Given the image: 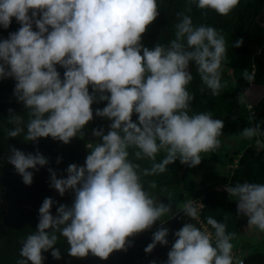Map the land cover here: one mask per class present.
I'll return each mask as SVG.
<instances>
[{
	"label": "clouds",
	"instance_id": "9594fccd",
	"mask_svg": "<svg viewBox=\"0 0 264 264\" xmlns=\"http://www.w3.org/2000/svg\"><path fill=\"white\" fill-rule=\"evenodd\" d=\"M195 2L201 10L227 16L240 0ZM159 7L157 0H0V27L8 29L13 18L20 25L0 39V79L15 81L13 95L28 117L25 124L23 116L9 109L8 122L14 128L7 136L24 133L23 141L34 144L47 137L63 144L83 139L86 125L94 119L92 105L101 102L105 106L95 109V117L110 121L106 134L103 127L92 129L96 139L85 143L88 155L83 166L69 164L66 178H57L48 169L49 186L61 197L71 192L74 199L70 206L59 204L56 215L51 212L56 201L43 200L36 229L21 241L16 264H43L42 253L49 250L53 259H61L60 248L55 247L60 237L69 246L68 256L74 258L91 254L107 260L114 251H127L130 237L150 230L157 221L164 225L167 219L162 217L177 214L171 203L150 195L142 176L164 173L177 160L195 167L202 154L220 148L224 122L207 112L189 114L195 96L189 85L194 64L211 95L220 94L228 51L225 37L177 13L175 38L149 49L142 44V35L156 20ZM242 43V38L237 39L233 47ZM57 66L64 70L62 77ZM242 77L249 83L254 80L248 70ZM237 100L246 102L242 94ZM261 124L264 121L241 131L244 138H256L258 151H264ZM130 149L136 160L152 161L151 168L134 163ZM161 152L164 158L157 163ZM60 162L57 157L56 163ZM7 163L30 186L33 172L29 170H39L49 161L39 151L25 153L10 147ZM225 191L236 202L237 216L264 232V184L237 182L225 185ZM204 207L189 198L177 212L199 222ZM206 224L211 231L192 222L175 231L164 264H234L235 233H228L226 224L212 216ZM168 235L167 227L158 228L145 253L157 244L168 245Z\"/></svg>",
	"mask_w": 264,
	"mask_h": 264
},
{
	"label": "trees",
	"instance_id": "16d2710c",
	"mask_svg": "<svg viewBox=\"0 0 264 264\" xmlns=\"http://www.w3.org/2000/svg\"><path fill=\"white\" fill-rule=\"evenodd\" d=\"M157 3L160 6L159 15L143 34L145 40H152L151 45L157 44L154 42L155 40L168 45L175 38V25L178 22L177 13L191 16L195 26L205 25L215 28L226 40L227 58L222 64L230 68L235 87L230 92H222L213 96L202 84L195 65H191L190 71L193 80L189 85V91L195 96L189 114L207 112L213 119L223 120L222 133H229L234 137H243L241 135L243 129L249 127L250 124L255 126L264 121V97L253 106L251 115L245 110L244 103H239L237 100L240 94L244 96L249 85V82L242 77V72L245 70H248L250 74L254 71L252 83L264 88V23L262 21L264 0H240L239 5L227 16H221L212 10H201L196 6L195 0H157ZM19 27L20 25L13 18L8 29L5 30L0 27V39H6L10 32L17 31ZM241 38L243 40L242 45L238 48L233 47L234 42ZM57 68L60 73L64 71L59 66ZM14 86L15 81L12 78L0 79V89L2 90L0 92V125L2 126L0 130V174H7L12 186L1 191L2 200L7 208L4 209L0 206V264H16L17 260L21 259L19 256L21 241L35 231L38 224V209L45 198H51L58 202H68L73 196L71 192H66L61 197L55 189L49 186L50 173L48 169H53L57 173V178H66L65 169L68 165L75 163L78 166H83L88 155L84 141L79 138H73L70 143L63 144L47 137L40 138L38 143L34 144L23 141L24 133L16 138L8 137L7 131L14 128V125L8 122L9 109L23 116L25 124L28 119L27 110L24 109L22 103L16 101L13 95ZM201 88H205L203 93L200 91ZM89 90L91 92V87ZM105 103L92 105L94 117L95 109H102ZM132 119L135 121V114H133ZM95 121V128L103 127L106 134L110 121L99 117H95ZM260 126L261 130H264V124ZM245 139L252 145L241 153L234 175L229 180L225 177L210 179L206 177L205 173H202L200 178L202 186H194L193 177L186 178L185 172L178 174L180 162L168 165L164 173H160L159 176L158 174L155 175V179H152L151 175L142 176L145 189L159 201L162 196L168 197L174 194L185 178L187 191L179 195V200L203 197L202 204L205 207L200 212L199 222L189 221L182 212H177L176 216L167 219L164 225L160 223L155 225L156 230L160 227L169 229L168 245L157 244L151 253H145L144 249L152 242V236L138 234L136 237L129 238L131 247H128L127 251H114L107 260H100L91 254L80 259L68 256L69 246L66 240L60 237L55 247L60 248L61 259H53L51 250H49V252L42 253L45 257L43 264H152V262L164 264L167 260V253L175 241L173 233L187 222L196 224L202 230V226L207 227L211 231L210 226L206 224L208 216H212L218 222L225 223L226 231L235 233L234 237H237L242 229L247 226V218L237 216L236 202L228 196L225 185H234L237 182L243 183L245 181L264 184V151L257 150L256 138ZM10 147H15L25 153L34 154L39 151L48 159L49 163L46 166H38L39 170H29L33 172V182L30 186L23 184L22 178L15 172L14 167L7 163ZM164 155L165 153L162 152L161 158L156 159L155 162H160ZM57 157L61 158L59 164L56 163ZM129 158L134 163H140L131 153ZM203 158L204 161H207L212 160L214 156L205 157L203 155ZM148 162L149 160L144 161L142 169L151 168L153 162H149L151 166L147 165ZM206 165H204V169L208 167V164ZM153 182L156 184L155 188L149 186ZM220 183L221 191H216L215 186ZM51 212L56 215V203ZM242 261L243 264H264V255L255 252L245 256Z\"/></svg>",
	"mask_w": 264,
	"mask_h": 264
},
{
	"label": "rangeland",
	"instance_id": "374dc122",
	"mask_svg": "<svg viewBox=\"0 0 264 264\" xmlns=\"http://www.w3.org/2000/svg\"><path fill=\"white\" fill-rule=\"evenodd\" d=\"M262 21L264 23V11H263V15H262ZM142 44L146 47H148V45L150 44V46L148 47L149 49L152 48V46L154 47L156 44L151 45L152 44V40H145L143 38L142 35ZM155 43H160L158 41H154ZM161 44V43H160ZM164 45V43H163ZM58 69V68H57ZM62 69V68H61ZM63 70V69H62ZM252 71V75H253ZM63 76V72H61V77ZM221 82L224 85L223 89L221 90L220 93L222 92H230L234 89L235 84L232 80L231 77V70L228 66H224L222 64V76H221ZM0 92H2V90L0 89ZM244 97H245V110L247 112H249V115H251V110L253 108L254 105H256L257 103H259L263 97H264V88L262 86H258L254 83H249L247 90L244 93ZM248 105H252V108L249 109ZM136 121V119H135ZM134 121V122H135ZM96 127V121H95V117L94 119L89 122L88 125H86L85 127V136L83 139H81L82 141H84V143L88 142V141H94L96 138L92 136V129H94ZM2 129V126L0 125V130ZM220 141H221V145L220 148L216 151L213 152V154H202V156L204 155L205 157H209L211 155L214 156V158L212 160H207L204 161L205 159L202 158L201 163L195 167H188L187 165H180L178 168V174L180 175L182 172H185L186 174V178L188 177H193L194 179V186L200 187L201 185V174L205 173L207 176V178L213 179V178H227L228 180L231 179L234 175V171L237 168V161L240 158L241 153L243 152V150H245L247 147H250L252 144L250 142H247V140L243 137H237V136H232L229 133H223V135L221 137H219ZM130 151H133L132 149H130ZM132 153V152H130ZM162 153V152H161ZM159 153L156 157V159H160V154ZM147 159H143V160H137V162H140V168L142 169L143 166L142 164L144 163V161H146ZM150 162V160H149ZM149 162L147 163V165H149ZM177 164L179 163V160L175 161ZM176 164V166H177ZM206 164H208V167H206L204 169L205 166H207ZM205 165V166H204ZM151 166V165H149ZM156 174L151 175L152 179H155ZM160 175V173L158 174V176ZM186 178L181 181L179 187L177 188L176 192L172 195H169L168 197L162 196L160 198V202L164 203V204H169L171 203V207H172V211L177 213V207L178 206H182L183 203L186 201H180L179 200V195L184 193L185 191H187V187H186ZM11 188V183H10V177L7 174H0V206L4 209L7 208V206L4 204L3 200H2V190L5 188ZM216 191H221V183L218 184L217 186H215ZM202 198L200 197L197 200V202H201L202 203ZM74 199V194L71 197L70 201L68 202H58L56 201V207L59 204H67V205H71L72 201ZM162 219H168L167 216L162 217ZM158 223H160L159 221H157L153 227L150 230H147L145 232H142L140 234H144L145 236H152V234L155 232V225H157ZM137 235H135L136 237ZM231 243L233 244V256H234V263L236 260L239 259H243L245 256L255 253V252H259L261 254L264 255V232H260L259 230H257L256 228L252 227H248L245 226L240 235H238L237 237H234L233 240L231 241Z\"/></svg>",
	"mask_w": 264,
	"mask_h": 264
},
{
	"label": "built area",
	"instance_id": "2783aa9c",
	"mask_svg": "<svg viewBox=\"0 0 264 264\" xmlns=\"http://www.w3.org/2000/svg\"><path fill=\"white\" fill-rule=\"evenodd\" d=\"M202 227H203V229L205 228L204 226H202ZM241 261H242V259L236 260L234 264H239V262H241Z\"/></svg>",
	"mask_w": 264,
	"mask_h": 264
}]
</instances>
